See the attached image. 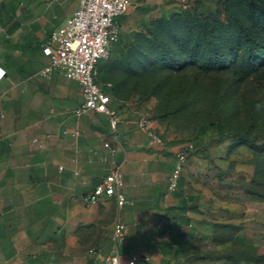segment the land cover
<instances>
[{"label": "crops", "instance_id": "0c3cea01", "mask_svg": "<svg viewBox=\"0 0 264 264\" xmlns=\"http://www.w3.org/2000/svg\"><path fill=\"white\" fill-rule=\"evenodd\" d=\"M170 3L130 0L116 18L119 39L110 50L178 10ZM39 4L46 8L41 22L25 0H0V264H108L118 214L127 225L119 248L125 262L136 254L137 264L219 263L210 254L226 243L224 226L234 218L226 221L212 186L210 152L183 138L155 144L136 124L145 111L136 100L110 97L119 117L115 132L106 113L76 115L79 83L59 70L40 71L50 65L47 40L79 0ZM180 152L188 161L172 189ZM113 161L122 164L123 192L133 201L122 210L115 198L85 200Z\"/></svg>", "mask_w": 264, "mask_h": 264}, {"label": "rangeland", "instance_id": "374dc122", "mask_svg": "<svg viewBox=\"0 0 264 264\" xmlns=\"http://www.w3.org/2000/svg\"><path fill=\"white\" fill-rule=\"evenodd\" d=\"M25 1L41 22L44 5ZM171 1L186 11L100 64L98 78L117 99L136 100L164 136L208 145L224 217L251 243L220 244L217 264H264V60H251L264 54V12L254 9L258 0ZM244 28L261 51L248 50Z\"/></svg>", "mask_w": 264, "mask_h": 264}, {"label": "built area", "instance_id": "2783aa9c", "mask_svg": "<svg viewBox=\"0 0 264 264\" xmlns=\"http://www.w3.org/2000/svg\"><path fill=\"white\" fill-rule=\"evenodd\" d=\"M130 0H79V5L64 25L57 28L47 40L44 53L50 57V65L40 73L48 74L59 70L66 78L76 80L81 88L83 101L74 109L76 115L89 111L106 113L110 116L113 132L119 123L118 112L110 107V96L97 81V67L110 56V46L119 39V27L116 18L125 14ZM5 71L0 69V78ZM155 144H166V138L155 125L154 118L148 112H142L136 121ZM105 146L110 144L105 142ZM188 161V154L180 152L176 168L170 179V188L177 185L178 178ZM63 169V166H60ZM124 173L122 164L113 161L109 173L85 196L89 203L107 198H115L120 210L133 205L123 192ZM127 225L121 214L113 225L114 252L106 256L108 264H137L139 256L134 254L125 262L121 258L120 246L126 239ZM94 252L93 249L90 250Z\"/></svg>", "mask_w": 264, "mask_h": 264}, {"label": "trees", "instance_id": "16d2710c", "mask_svg": "<svg viewBox=\"0 0 264 264\" xmlns=\"http://www.w3.org/2000/svg\"><path fill=\"white\" fill-rule=\"evenodd\" d=\"M264 0H258L256 2V6H255V10H259V11H262L264 12V6H262ZM184 11H186V6L184 4H181V6H179L178 10L174 11V12H171L170 14L168 15H163V16H160L154 20H151L149 23H146L145 24V29L141 32H138L136 38L132 41V43L130 45H126L124 47H119V48H116L114 51L110 50V56L107 60H104V61H101L99 64H98V67H97V81L101 84V81L100 79L98 78V68H99V65L102 64L103 62H106L108 60H110L114 55H116L118 52L120 51H132L136 48H138L143 42L145 41H148V36H150L151 34H153V29L156 27V26H160V25H165V24H168L169 22H171L172 20H174L175 18H177V16H179L181 13H183ZM243 32H245V35H246V44L248 46V50L251 52V51H255V52H258V51H261V48L263 47L262 43L260 41H257L255 39V37L253 36V34L251 33L250 30L244 28ZM118 42V41H117ZM263 55V56H262ZM264 54L263 53H260L256 56H254L251 60L257 65L260 64V62L262 60H264ZM254 59V60H253ZM104 83V82H103ZM103 83L101 84V86L103 85ZM103 87V86H102ZM111 87V86H110ZM112 90H113V93H114V98H116L115 96V86L113 85L112 87ZM104 89V88H103ZM105 90V89H104ZM183 139H187L189 141H191L192 143L194 142V140H192L191 138H183ZM194 145L196 146H200V149L202 150H208V145L206 144H199V143H193ZM199 149V150H200ZM242 227L240 226H237L236 229L234 230V225H229V224H225L224 226V236H223V240L225 242H232L233 244H251V243H248L246 240H245V236L242 235V233L240 235H238V232L241 231ZM215 256V257H218V259L222 260L224 258V253L221 251H217V252H213L210 254V256ZM223 261V260H222Z\"/></svg>", "mask_w": 264, "mask_h": 264}]
</instances>
